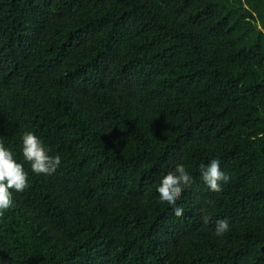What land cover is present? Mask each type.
<instances>
[{
  "label": "trees",
  "instance_id": "16d2710c",
  "mask_svg": "<svg viewBox=\"0 0 264 264\" xmlns=\"http://www.w3.org/2000/svg\"><path fill=\"white\" fill-rule=\"evenodd\" d=\"M0 142L30 181L0 264H264V0H0ZM177 164L181 217L157 191Z\"/></svg>",
  "mask_w": 264,
  "mask_h": 264
},
{
  "label": "clouds",
  "instance_id": "9594fccd",
  "mask_svg": "<svg viewBox=\"0 0 264 264\" xmlns=\"http://www.w3.org/2000/svg\"><path fill=\"white\" fill-rule=\"evenodd\" d=\"M23 158L37 175L51 176L61 164L60 156L49 155V149L43 141L32 132H25L22 137ZM202 180L212 192L223 191V185L230 182L231 177L221 170L220 161L211 160L207 165L200 166ZM192 175L184 164H177L174 170L169 171L160 181L157 188L160 201L172 206L177 217L184 214V209L177 206L183 191L191 187ZM30 187L29 173L24 164L17 162L13 151L0 142V220L13 207V193H23ZM205 224L209 222L208 216H203ZM230 230L229 221L222 219L216 221L215 235L223 237Z\"/></svg>",
  "mask_w": 264,
  "mask_h": 264
}]
</instances>
